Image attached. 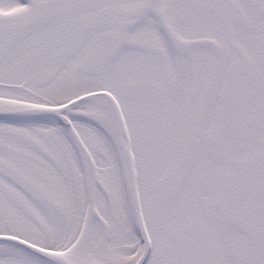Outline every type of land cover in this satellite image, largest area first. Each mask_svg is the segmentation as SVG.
<instances>
[{
	"label": "snow or ice",
	"instance_id": "1",
	"mask_svg": "<svg viewBox=\"0 0 264 264\" xmlns=\"http://www.w3.org/2000/svg\"><path fill=\"white\" fill-rule=\"evenodd\" d=\"M0 264H264V0H0Z\"/></svg>",
	"mask_w": 264,
	"mask_h": 264
}]
</instances>
